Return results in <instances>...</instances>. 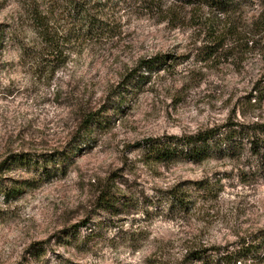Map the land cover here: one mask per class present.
<instances>
[{
  "label": "rangeland",
  "instance_id": "374dc122",
  "mask_svg": "<svg viewBox=\"0 0 264 264\" xmlns=\"http://www.w3.org/2000/svg\"><path fill=\"white\" fill-rule=\"evenodd\" d=\"M17 4L0 0L7 30L18 22ZM115 10L117 17H104L115 36L78 41L49 81L23 65L16 42L0 43V187L10 191L0 192V264H245L240 238L264 227V182L241 180L255 162L249 146L238 160L147 164L135 144L264 120V96L259 104L246 99L264 84L259 54L242 49L235 59L233 37L210 54L207 32L188 14L176 23L130 2ZM154 56L165 63L128 80L137 60ZM81 107L98 111L103 123L85 142L74 138ZM13 154L31 163H14ZM201 180L215 183L217 195L195 191ZM176 186L188 189L192 207L163 199ZM106 188L113 207L98 202ZM195 249L203 256L190 260Z\"/></svg>",
  "mask_w": 264,
  "mask_h": 264
},
{
  "label": "trees",
  "instance_id": "16d2710c",
  "mask_svg": "<svg viewBox=\"0 0 264 264\" xmlns=\"http://www.w3.org/2000/svg\"><path fill=\"white\" fill-rule=\"evenodd\" d=\"M116 1L117 3L114 0H18L15 11L18 22L16 25H7L9 30L0 26V43L6 37L16 42L23 65L28 66L37 81L41 78L49 81L59 68L68 63L75 52L74 44L78 45V41L98 40L109 32L111 34L108 37H114L113 27H109L108 20L104 17H117V10L114 11V8L120 2H130L144 12L175 22L188 14L187 17L199 30L207 32L206 48L210 54H214L219 48H225L226 39L233 37L234 43L228 45L229 49L239 48L235 59H243L242 49L255 50L263 62L264 70V0ZM250 7L255 8V13L252 17H247V9ZM164 57L137 60L135 68L130 69L127 74L128 80L141 68L152 70L161 66L165 63ZM253 92L255 94L246 97L247 102L251 104L254 100V103L259 104L264 96V84L256 83ZM80 110H83V119L74 138L77 136L78 139L75 140L85 142L90 138L91 128L103 123L98 111H86L83 107ZM238 134L243 138L237 140L234 135ZM243 145L249 146L250 156H255V162L247 163V168L241 170V180L264 182V120L252 123L229 120L191 133L146 137L137 141L135 147L140 150L145 163L168 164L181 160L199 163L214 155L238 160L241 157L240 147ZM67 154L69 153L61 155ZM11 157L14 163H31L25 155L13 154ZM59 158L64 159L63 156ZM5 162L6 159L0 164V171ZM194 184L193 189L201 191L204 196L217 195L218 189H215L213 182L201 180ZM13 190L12 192L19 193V189ZM187 190L181 191L177 186L173 187L166 190L163 199L170 206L190 208L192 204ZM0 192L7 196L10 191L0 187ZM113 196L110 189L106 188L100 191L98 202L101 206L113 207ZM240 239L242 243L237 253L246 260L245 264H264V227L242 235ZM201 251L203 250L195 249L189 252V259L202 258ZM225 256L227 258L228 255Z\"/></svg>",
  "mask_w": 264,
  "mask_h": 264
}]
</instances>
